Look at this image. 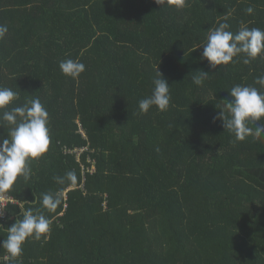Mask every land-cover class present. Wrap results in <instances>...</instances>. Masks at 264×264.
I'll list each match as a JSON object with an SVG mask.
<instances>
[{"label":"trees","instance_id":"1","mask_svg":"<svg viewBox=\"0 0 264 264\" xmlns=\"http://www.w3.org/2000/svg\"><path fill=\"white\" fill-rule=\"evenodd\" d=\"M225 16L234 33L264 29V0H0V86L19 94L5 110L38 97L51 135L31 178L0 192L17 201L4 228L23 204L50 219V233L15 261L0 248V264H264V137L234 142L214 119L234 85L264 92L254 83L264 57L212 69L195 49ZM65 59L85 65L78 79L62 75ZM156 66L170 106L141 114ZM199 70L210 75L197 86ZM69 170L75 184L53 180ZM42 193L59 205L43 209Z\"/></svg>","mask_w":264,"mask_h":264},{"label":"clouds","instance_id":"2","mask_svg":"<svg viewBox=\"0 0 264 264\" xmlns=\"http://www.w3.org/2000/svg\"><path fill=\"white\" fill-rule=\"evenodd\" d=\"M165 2L177 8H183L186 4V0H155L160 6ZM246 11L251 14L253 9L249 7ZM227 19L225 16V22L208 29L206 42L195 48L203 46L201 58L208 61L209 67L215 69L218 65L234 63L236 57H240L244 65H249L258 56L264 57V29L242 24L234 33ZM8 31L7 25L0 24V40L6 37ZM59 69L62 75L75 80L85 71V65L78 59H65L59 62ZM209 75V72L199 70L192 77V83L200 86ZM254 83L264 86V75L257 77ZM152 84L151 94L138 102L141 114H146L153 107L163 112L170 106V86L157 66ZM18 99L16 91L0 86V127L5 124L9 127L8 136L0 138V192L11 190L18 177L28 181L32 176L31 161L44 156L51 143L49 113L44 104L36 97L5 110ZM219 102L220 111L214 119L222 121L223 129L233 135L234 142H243L250 136L255 140L264 137V123H260L264 120V92L254 84L234 85L228 96ZM53 180L58 184L66 181L75 184L77 176L69 170L62 177L54 176ZM59 203L58 196L52 193L41 194L40 204L43 209L53 210ZM20 207L21 216L10 227L4 228L0 224V230L7 232V237L0 239V248L5 250L9 261H15L22 255L26 241H39L42 236L50 233V219L41 210L31 207L25 209L23 204ZM3 215L4 212L0 213V219Z\"/></svg>","mask_w":264,"mask_h":264},{"label":"built area","instance_id":"3","mask_svg":"<svg viewBox=\"0 0 264 264\" xmlns=\"http://www.w3.org/2000/svg\"><path fill=\"white\" fill-rule=\"evenodd\" d=\"M78 132L81 133L82 135H84V131H83V128L82 126L80 125V123H78ZM85 148H81V149H77V150H74L73 152L76 153V156L78 157L79 155V152L84 150ZM93 169V166L91 167V170ZM17 201L11 196L9 195L8 193H0V213H3L4 212V215H3V218H5L6 216V208L8 205H12V204H16Z\"/></svg>","mask_w":264,"mask_h":264}]
</instances>
